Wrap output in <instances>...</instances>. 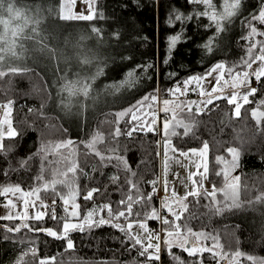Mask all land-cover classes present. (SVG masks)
Returning a JSON list of instances; mask_svg holds the SVG:
<instances>
[{
  "label": "trees",
  "instance_id": "16d2710c",
  "mask_svg": "<svg viewBox=\"0 0 264 264\" xmlns=\"http://www.w3.org/2000/svg\"><path fill=\"white\" fill-rule=\"evenodd\" d=\"M7 1L0 0V12ZM212 4L214 9H206L203 3L192 0H100L98 16L108 24V32L114 26L120 35L118 56L122 74L131 72L132 78L138 74L142 79L139 84L135 81L131 84L124 102L116 97L108 107L86 112L78 118L75 128H69L50 110V74L42 66L27 64L23 69L0 74V104L11 105V124L16 131L15 136L3 139L0 146V190L8 187L33 190L43 202L55 199L60 204L61 199L72 198L79 205V219L106 204L111 205L113 212L127 213L130 199L132 203V215L120 217L115 221L117 226L103 224L69 232L72 248L67 247L66 239L39 231L61 232L64 223L61 218L65 217L62 209L56 211V219L48 215L40 221L2 220L0 264H40L41 259L49 260L50 264L217 263L212 252L190 256L184 248L168 249L164 242L161 255L150 249L141 255L143 247L135 244L120 227L126 222L145 221V215L153 209L160 212L158 134L136 130L127 135L135 123L129 116L119 120L120 112L146 96H155L156 92L162 99L172 98L175 85L206 73L216 62H224L232 69L231 73L246 68L243 61L249 59V47L253 44L252 38L245 39L250 31L248 22L259 14L264 0H240L237 15L231 22L224 21L220 32L216 23L202 13L223 12L225 0H212ZM252 23L259 32H264V24ZM256 40L252 58L260 54L259 42L264 41V36L257 35ZM52 78L53 84L59 81ZM254 89L239 117L234 115V105L225 99L211 104L212 111L199 114L194 104L189 113L183 102L174 111L168 130V139L180 151L207 144L208 179L213 187L225 186L223 174L217 175L222 169L231 168V173L239 177L237 198L241 207L214 214L206 207L208 199L188 197L187 211L181 212V219L175 221L181 226L187 223L193 232L209 236L197 240L181 227L180 234L197 240L191 239V244L213 249L215 237L221 253L230 258L239 256L236 264H264V202L257 200L264 194V121L257 125L252 117L254 109L264 111V77ZM193 98L196 97L192 94L185 96L190 101ZM183 124L189 126L187 132ZM65 141L70 148L59 145ZM228 149L238 153L234 168ZM152 181H157V192L147 200L153 191ZM93 189L98 191L91 200H85L84 196ZM217 195L224 201L221 193ZM122 200L125 204L119 203ZM137 200L140 202L136 203ZM98 212L104 218L108 215L107 209ZM79 219L73 217L71 221ZM146 222L151 230L157 227V219ZM24 223L29 227H21ZM9 228L20 230L8 231ZM161 229L164 233H177L171 224H162ZM33 248L37 252L35 257L29 253ZM154 252L158 259L149 258ZM25 253L29 254L24 256Z\"/></svg>",
  "mask_w": 264,
  "mask_h": 264
},
{
  "label": "rangeland",
  "instance_id": "374dc122",
  "mask_svg": "<svg viewBox=\"0 0 264 264\" xmlns=\"http://www.w3.org/2000/svg\"><path fill=\"white\" fill-rule=\"evenodd\" d=\"M99 1L100 0H36L33 3L32 0H8L5 9L0 12V74L8 70L15 71L23 69L27 64L42 66V70H46V72L50 74L49 77L51 81L49 80V88L52 94L49 106L50 110L63 120L69 128H75L78 118L82 117L86 112L96 110V108L98 110L106 108L110 103L115 101L116 97H120L119 102H124L126 97H129L128 92L132 87L131 84H133L134 81L139 84L142 79L138 74H134V78H132V76H129L131 72L122 74L124 70L122 69L120 57L118 56L120 53L118 46L120 35L114 26H111L110 32H108V24L104 19L98 16ZM90 14L91 18L89 19L87 17ZM252 39L253 43L257 44L256 36ZM217 64L224 65L223 79L220 84H217V76L220 73L212 71L211 75H208L210 70ZM259 67L260 61H256L252 64L251 68L246 67L243 71L238 72L241 75L244 72L250 74L248 77V84H237L234 88L232 83L237 73H231L230 75L227 71V65L224 62H216L206 73L191 76L173 87V89H175L179 86L182 90L184 88V81L192 77H203L199 85L195 82L188 85L186 94H192L196 97L191 101L185 99L186 94L181 95L179 92L176 93V95L171 94L172 98L167 99H162L156 92L155 100L150 99L145 104L142 103L144 97L130 109L124 110L118 115L119 120L124 118L127 116L124 115L125 113L130 112L139 104L140 107L136 109L135 114L139 115L146 123H153L154 131L159 135H157V138L159 139L160 147L159 190L160 216L162 218H166V216H172L174 218L167 207H161V201L166 195L163 187L165 179L163 173L165 122L168 121L170 124V119L174 116V111L181 108L183 102H185V104L189 102L202 104V101H204L206 97L200 94L201 90L211 93L213 88L222 89V95L225 97H231L233 92H238L241 96L246 95L251 89H254L253 85L258 84L262 78L257 80L254 75H251V73H254ZM52 76L58 78L59 81L53 84L54 80ZM73 84L77 87L73 89V94L70 95L66 86L70 87ZM85 86H87L86 89ZM215 95H221V93L218 91ZM218 100H213V103ZM225 100L227 101V99ZM165 101H167V103H165ZM1 105L3 106L4 104H0V106ZM148 105H151V108H149ZM210 105L201 112H205ZM88 107L91 109L86 110ZM254 110L261 111L259 109ZM5 112L7 115H5ZM149 113L155 114L154 120H152V116ZM129 117L130 120H132L131 116ZM0 122L4 124L3 133L8 134V137L6 136L5 138H11L16 135V131L10 132V129L15 130L11 124V107L3 108L0 114ZM134 123L136 128L137 122ZM2 140H0V146ZM170 142L172 146L175 147L172 141ZM59 145L70 148L69 142L66 141L59 143ZM201 148H203V146ZM183 152H190V150ZM170 156H172L173 159L169 161L166 177L169 184V195L171 191L174 190L177 196L183 197L192 186L189 173H196L198 171L196 164L190 163V160L200 163L201 157L190 155L188 158H185L180 156L178 152L170 153ZM176 160H180L181 163H176ZM206 161L208 169V149ZM199 171L203 172V167H201ZM231 175L236 177L234 173H231ZM193 179L199 180L200 177L197 175L193 177ZM204 188L209 192L213 189V185L208 179V171L207 179L204 181ZM18 189V187H8L0 190V221H36L32 219V217L36 215L37 211L44 213L45 209H47L50 204L54 205L53 202H44L48 207L40 208L39 202H37V204L33 206L31 201L36 200L34 192L28 197L25 194L29 193V191L22 189L18 191ZM25 200L29 201L28 205H25ZM9 202H11V204H9ZM55 204L58 205V210H64L65 206L63 203L60 204L55 202ZM167 204L172 207L173 212L178 215L181 214L182 208L176 199H168ZM5 205L9 206L6 207ZM69 211H71V206H69ZM163 211H165L166 214H163ZM46 214L44 218L48 216H46ZM9 216L12 218H5ZM24 216H27L26 220L23 218ZM101 217L102 215L98 212L93 219H100ZM76 218L79 219L80 215ZM80 220L81 219L71 222L79 223ZM158 220L159 219H157V221ZM145 222L146 221H132L126 222L121 226L119 224V226L121 229L127 230L128 237H138L142 242L138 245L142 247H147L149 244L153 246L159 245V250L156 251L158 255H161L162 244L165 240L170 241L167 245L168 249L173 246L179 248L186 247L184 244L185 239H188L190 242H197L196 239L191 237V239H193L192 241L189 239L190 237L186 235H178L172 232L164 233L162 229L160 235L150 236L152 230L147 222L146 229L139 226L140 223ZM129 224H131L130 229L128 228ZM125 230L124 232L126 233ZM149 249L155 251L154 248ZM213 251L217 253L215 256L217 259L216 264H219V261L222 260V255L226 257L223 259L226 261L225 264H236L239 257L234 256L230 258L227 254L221 253L219 248H215ZM196 255L200 256L201 252H198Z\"/></svg>",
  "mask_w": 264,
  "mask_h": 264
},
{
  "label": "snow or ice",
  "instance_id": "6c2138e0",
  "mask_svg": "<svg viewBox=\"0 0 264 264\" xmlns=\"http://www.w3.org/2000/svg\"><path fill=\"white\" fill-rule=\"evenodd\" d=\"M192 2L194 3H203L206 7V9H214V5L212 4V0H192ZM239 7H240V0H225V4H224V10L223 12H216V11H212L211 14H209L208 11H205L204 13H202V15H207L209 16V19L214 21L216 23V27H217V32H220L223 30V22L227 21V22H231V18L234 17L235 15H237L238 11H239ZM83 18V17H81ZM87 18H91V14L87 17ZM178 19H180V17H178ZM253 21H258L261 24H264V6L261 7L259 14L258 15H253L250 19V21L248 22V27L250 29L248 36L245 37V39H251L257 35H262L264 36V32H259L258 29L254 26V24L252 23ZM175 39H178V37L173 38V41H175ZM257 44L253 43L250 45L249 47V59L248 60H244L243 63L245 64V66L247 68H251L252 64L255 63L256 61H260V67L254 72L251 73V75H254L256 77L257 80H259L261 77H264V41L259 42V55H256L254 58L251 57V52L252 49L256 48ZM209 51H211V48L209 47ZM212 71H216L218 73H220L217 76V84H220L221 80L223 79V74H224V65L223 64H217L212 70H210V72L208 73V75H211ZM228 73L231 75L232 69H228L227 70ZM249 73L248 72H244L242 75L240 73L236 74V77L233 78V83L232 86L235 88L237 86V84H243V85H247L248 84V77H249ZM129 76H132V73H129ZM203 79V77H192L187 81H184V88L181 90V88L179 86H177V88L172 89L171 90V94L172 95H176V93H180L181 95H184L187 93L188 91V85L195 82L197 85H199L200 81ZM77 86L75 84L69 86H66V89L69 91V94H73V89L76 88ZM87 86H85L86 89ZM220 92L221 95H215V93ZM256 90L255 89H251L246 95L241 96L238 92H233L231 97H225L222 95L223 90L222 89H218V88H213L211 93L208 92H204L203 90H201V95L205 96L206 99L204 101H202V104H195V102H189L186 106L188 108V112L192 113V106L193 104H195L196 107V113L199 114L202 110H204L205 108H207L208 105L213 103V100H218L221 98L227 99L228 103L230 105H234V115L236 117L240 116V111L241 108L243 107L244 104L248 103V97L252 94H254ZM86 94V91H85ZM155 100V96H151V97H145L144 101L142 103H147V101L149 100ZM165 103H167V101H165ZM3 108H9L11 107V105H3L0 106ZM140 105L138 104V106L136 108H133L130 112L125 113L124 115L127 116H131L132 121L137 122V127L136 128H132L127 132V135L131 136L133 131L136 130H141V131H154V124L153 123H146L139 115L135 114L136 113V109L139 108ZM149 108H151V105H148ZM152 116V120L155 119V114L154 113H149ZM5 115H7V113L5 112ZM252 116L253 119L256 120L257 125H260L262 121H264V111H257V110H253L252 112ZM186 132L189 130V126L186 124L182 125ZM3 128H4V124L2 122H0V140L4 139L6 136L8 137L7 133H3ZM164 130H165V140H164V161H163V173H164V191H165V198L161 201V207H167L168 211L170 213H172V215L174 216V220L170 221L167 218H162L160 216V212L157 209H153L151 213L146 214L145 215V221H147L148 219H159L161 220L162 224L168 225L171 224L173 229L177 232V234H180V229L181 227L190 235V236H194L197 240H201V239H208L209 236L206 235L203 232L200 233H195L192 231V229L188 226L187 223H185L183 226L178 225L175 223V221H178L181 219L182 213L180 215L176 214L175 212H173L172 207L170 205L167 204V200L168 199H176L182 208V212L183 211H187V199L188 197H203L205 199L209 200V204L206 205V207L209 209V211L213 212L214 214H222L224 211L230 210L232 208H239L241 207V203L238 200V193H239V177H233L231 176V168L228 169H222L221 172H218L217 175H221L223 174L224 176V181H225V186L223 188H219L217 189L215 186L213 187L212 191L209 192L204 188V181L207 179V161H206V153H207V144H205L203 146V148L196 150V149H192L190 150V152H183L180 151L178 149H176L175 147L172 146L170 140L168 139V130H169V122L166 121L164 124ZM15 130L10 129V132H14ZM229 153L232 154L233 156V161L231 163V167L234 168L236 166V160L238 158V153L236 152L235 149H228ZM179 153L180 156L188 158L190 155L191 156H199L201 157V162L197 163L196 161H192L190 160V163H194L196 164L197 167V172L196 173H189V179L191 180V188L186 192L185 196L183 197H179L177 196V194L175 193V191H171L170 195H169V184L167 181V173H168V168H169V161L171 159H173L172 156H170V153ZM222 158H218V161H221ZM176 163H181L180 160H176ZM203 167L204 171L200 172L199 169ZM199 176L200 179L196 180L193 179V177L195 176ZM153 185V191L152 193H149L147 195V200H151L152 197L156 194L157 192V188H156V184L157 181H152L151 182ZM18 191H21V189L19 188ZM98 189H93L91 191H89L87 193V195L84 196L85 200H91L94 196V193L97 192ZM6 193V192H5ZM218 193H221L224 197V201H220L218 199ZM33 194V190H31L29 193L25 194L26 196L30 197ZM144 197L141 194V199H143ZM63 201L64 204V212H65V217H62L61 219L64 220L63 223V229L61 232H57L54 231L52 229H39V231H44L46 232L47 235H50L54 238L57 239H66L67 240V247L68 248H72L73 247V243L71 241L70 238H68V233L73 231V230H81L83 231L85 227L91 228V227H99L103 224H112L113 226H117L115 224V221H118L120 217H126V216H131L132 215V203H131V199L129 200V203L127 205V213L125 211H118V212H113L111 205L106 204V205H102L100 206L99 209H93L90 212H88L86 215L83 216V218L80 220L79 223H72L71 220L73 217H79V205L76 203V200L74 201L72 198H63L61 199ZM257 200L259 202H264V194H262L260 197L257 198ZM230 201V202H229ZM37 202H39V207L40 208H47L48 205L44 204L43 200L37 195L36 200L31 201V203L33 204V206H35L37 204ZM140 201L137 200L136 203H139ZM29 201L25 200V205H28ZM53 203L55 204V199L53 200ZM120 204H125L124 201H120ZM9 204H11V202H9ZM6 207H8L9 205H5ZM69 206H71V211H69ZM27 208V207H26ZM104 209H107L108 215L107 218L101 217L100 219H96L94 220L93 217L96 216L98 214V211H103ZM45 213L37 211L36 215L32 217V219L36 220V221H40L44 218ZM52 218L56 219V214L55 212L51 213ZM7 219H11L12 217H5ZM25 220L27 219V216L23 217ZM141 228L146 229V222L145 223H140L139 225ZM21 227H29L27 223H24L21 225ZM128 228H131V224L128 225ZM20 228H16V229H11L9 228L8 231H19ZM33 230V229H30ZM122 230H125L122 228ZM126 234H127V230ZM154 235V234H150ZM130 239H133L135 244H141V240L138 237H132L129 236ZM212 239L214 240V244H213V249L217 248L219 246V242L218 240H216L215 237H212ZM165 245H168L170 243L169 240H165ZM184 244L185 245H190L188 247H184V250L188 252V254L190 256L196 255L198 252H204V251H212L213 252V256L215 257L217 255V253L215 251H213V249H209V248H205L202 246H198L196 244H191V242L188 239L184 240ZM149 248H154L155 251L159 250V245H151L149 244L147 247H143V251L141 252V255H144L146 253H148V249ZM33 257H35L37 255L36 249L33 248L30 250L29 252ZM29 253H25L24 256H27ZM150 259H158L159 257L157 255H155V252L152 253L149 256ZM175 258V257H174ZM225 256H221V259H225ZM23 260V257H21V261ZM40 264H50V261L47 259H41L40 260Z\"/></svg>",
  "mask_w": 264,
  "mask_h": 264
},
{
  "label": "built area",
  "instance_id": "2783aa9c",
  "mask_svg": "<svg viewBox=\"0 0 264 264\" xmlns=\"http://www.w3.org/2000/svg\"><path fill=\"white\" fill-rule=\"evenodd\" d=\"M253 88H257V84H254L253 85ZM3 109V107H0V113H1V110ZM212 110V108H208L207 111L210 112ZM136 137V136H134ZM142 138L144 139L145 136H142ZM58 210V205L57 204H50L49 208L45 209V214L46 216L49 215L50 217H52L51 213L52 212H55ZM167 219H169L170 221L173 220L174 218L172 216H166ZM158 226L154 229H152L151 231V234H154L153 236H158L160 235V232H161V226H162V222L161 220H158Z\"/></svg>",
  "mask_w": 264,
  "mask_h": 264
},
{
  "label": "water",
  "instance_id": "95a60500",
  "mask_svg": "<svg viewBox=\"0 0 264 264\" xmlns=\"http://www.w3.org/2000/svg\"><path fill=\"white\" fill-rule=\"evenodd\" d=\"M188 246H190V245H186V247H188ZM226 263V261L225 260H221V261H219V264H225Z\"/></svg>",
  "mask_w": 264,
  "mask_h": 264
},
{
  "label": "crops",
  "instance_id": "0c3cea01",
  "mask_svg": "<svg viewBox=\"0 0 264 264\" xmlns=\"http://www.w3.org/2000/svg\"><path fill=\"white\" fill-rule=\"evenodd\" d=\"M2 110H3V109H2ZM2 110H1V111H2ZM0 114H1V113H0Z\"/></svg>",
  "mask_w": 264,
  "mask_h": 264
}]
</instances>
